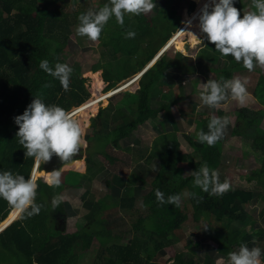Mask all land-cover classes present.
<instances>
[{"label":"trees","instance_id":"trees-1","mask_svg":"<svg viewBox=\"0 0 264 264\" xmlns=\"http://www.w3.org/2000/svg\"><path fill=\"white\" fill-rule=\"evenodd\" d=\"M179 1L155 0L153 9L155 14L151 18H146L143 13L127 14L123 26L118 24L114 17L107 22L98 39L101 44L98 51L102 53L105 66L109 67L108 71L102 70L101 73L105 92L114 88L116 83L141 71L168 41L180 25V17L175 11ZM184 1L188 13L194 10L195 3L197 6L199 4L198 0H194L195 3L192 0ZM66 2V0H0V171L18 173L24 175L26 179L30 176L35 160L24 155L23 146L16 137L18 126L14 123V117L21 115L35 96L42 97L46 104H56L66 110L80 106L89 98V92L84 85L85 78L80 77L77 66H72L73 72L67 90H64L57 79L39 68L41 60L44 59L49 61L50 66L56 62L65 63L64 51L67 47L71 19L78 22V16L87 10L81 7L80 0H78L79 10L76 11L72 6L63 9L62 6ZM70 2L75 3L76 0ZM106 2L108 0H100L94 8ZM252 9H254L253 4ZM188 16L185 15L183 25L191 19V27L188 30L198 31V25H195L191 16ZM128 30L134 31L135 37L125 38ZM179 35L182 36L183 33ZM191 41L194 42L191 45L197 43L194 37H191ZM208 47L215 50L214 44ZM182 57L179 52L172 57H168L166 51L162 53L138 78V89L133 99L127 106L122 104L127 111L125 114L122 113V106L119 103L115 105L108 100V104L89 119L91 132L84 135V140L90 144L87 147L88 155L84 158L87 165L93 164L92 155L103 157L108 165L114 164L112 151L118 148L120 140L135 132L140 125L159 112V108H153L150 104L151 91L170 69L182 66L176 64L184 60ZM88 73L95 79L96 90L93 97H96L99 95L97 92L101 80H97V72ZM103 103H106V100ZM80 108L82 107L72 110L71 112H74L72 114L78 115L81 112ZM111 109L114 115L110 121L115 124L105 130L104 120ZM247 113L243 111L237 115L233 134L235 136L245 134L251 137L252 149L260 153V168L245 177L249 182L255 181L257 186L251 189L230 186L228 191L220 195L204 192L198 186H194L191 172L204 162L211 169L217 170L221 160V140L209 146L199 142L196 137L198 131H208L207 125L210 120L198 121L197 132L185 135V140L191 149L190 153H181L178 142L172 136L157 137L152 146V157L158 160L159 168L152 177L151 190L144 195L134 215H130L132 221L128 233L131 237L125 243L107 244L105 234L100 233L101 230L96 227L90 230H85L83 227L72 235H63L59 231H55L53 235L49 232L47 226L53 223L58 229V221L64 216L62 203L56 209L50 206L51 198L60 194L63 184L50 186L47 181L38 178L43 176H38L36 203L43 207L39 214L30 217L25 215L23 219L16 218L0 231L2 249L16 251L19 254L18 264H75L74 258L70 256V260L67 255L65 260L62 258L66 249L73 248L79 242L82 243V250L88 249L92 245V240L96 238L104 249L97 252L93 264H161L151 261L150 252L162 251L169 243L170 233L178 229L188 217L197 222L204 216L206 221L210 219L215 225L226 220L225 225L228 230H231L233 222L246 223L244 220L250 217L245 211L247 206L261 199L264 202V136L257 138L258 121L252 118L256 114L246 116ZM121 114L125 118L117 121ZM242 121L243 124H240ZM80 158L81 152L72 157L76 161L68 164V168L75 170L72 172L74 177L80 175L79 171L84 169ZM181 162L187 164L184 176L179 166ZM41 168V164L38 165L32 176H35L37 169L42 173ZM220 180L224 181L221 177ZM157 188L166 197L184 192L195 195L182 199L179 206H162L155 197ZM44 207L51 208L54 212L50 216V223H47L48 209L45 210ZM120 207L124 214L127 213L125 199L121 201ZM141 207L142 214H140ZM13 211L7 201L0 199V226ZM263 211L264 207L262 208L264 215ZM12 219L13 217L9 221ZM54 236L57 238L51 242ZM172 264H194V260L191 257L187 258L186 254L178 253L173 257Z\"/></svg>","mask_w":264,"mask_h":264},{"label":"crops","instance_id":"crops-1","mask_svg":"<svg viewBox=\"0 0 264 264\" xmlns=\"http://www.w3.org/2000/svg\"><path fill=\"white\" fill-rule=\"evenodd\" d=\"M202 1L198 0L197 8L190 15L195 25H198L196 17L204 3ZM236 3L238 4L236 1L234 7H237ZM237 10L243 13L254 9ZM176 34L169 40L170 42L168 41V45L174 43L175 47L178 48L184 43L183 41L180 42V35L174 38ZM200 35L202 34L200 33ZM166 44L161 54L170 48ZM204 44L205 47L197 42L192 45L194 47H191L188 53H181L178 50L184 60L178 61L176 64H182V66L170 69L151 91L150 104L153 108H159V112L140 125L135 132L120 140L118 148L112 151L115 161L110 166L113 167V170L104 167L96 172L97 162L95 160H93V164L87 165L85 160L80 158L84 168L83 171H79L80 175L74 177L70 173L68 177L61 179L63 187L60 194L67 196V199L62 202L64 216L58 221V227L61 228L63 235H72L83 227L85 230H90L88 217L91 214L96 215L99 219L100 227H96V229L98 228L101 230L100 233L105 234L107 244H117L119 239L129 234L128 230L131 228L130 223L132 221L130 215H134V211L139 208L144 195L151 190L152 177L159 168L158 160L152 157V146L157 137L161 135L172 136L178 142L181 153H190L191 149L185 140V135L197 132L196 123L198 121L211 120L214 117H227L229 122L223 137L220 139L222 141L221 154L226 149L232 158H256L259 161L251 148V137H247L245 134L235 136L233 130L237 123V115L247 111L246 116L256 114L252 118L258 121L257 138L264 136V65H256L252 70H248L230 55L223 56L219 51L210 49L208 46L211 43L205 41ZM152 62L154 63V61L148 62L141 71L120 84L121 89L114 93H120L121 90L130 87L133 83L138 86V78L151 66ZM233 78H240L244 81L249 93L247 102L243 106L231 98L221 102V105L216 108H209L201 104L200 83H205L209 79L223 81ZM114 90L99 94L82 103L78 106L82 107L80 108L81 112L76 116L84 115V112L87 111L95 113L99 103L113 97L114 93L112 92ZM118 103L122 106V113L125 114L127 111L120 102ZM78 107L70 110L78 109ZM113 115L114 111L111 109L104 120L105 130L115 124V122L110 121ZM124 118L125 116L121 114L117 121ZM240 124H243V121ZM180 164L181 167L187 168L185 162ZM220 165L226 167L225 162ZM219 166L217 168L219 176L229 182L228 177L225 179L220 174L222 170L220 171ZM228 169L230 168L226 167V170ZM184 172L182 169L183 176L185 175ZM226 173L230 174L229 171ZM41 174L45 175L44 172ZM72 179H75L76 184H70ZM124 199L128 214H124L120 207L121 201ZM258 202L247 206L245 209L246 214L250 216L249 219L244 220L246 223L233 222L231 230L227 229L226 220L215 225L210 219L206 221L204 216L197 222L188 217L178 229L170 233V237L173 238L169 237V243L162 251L150 252L151 261L161 263L160 261L163 260L161 264H172L173 257L182 253L186 254L187 258L191 257L194 264H211V262L213 264H230L228 254L236 250L241 243H246L249 248L260 247L264 250V215L262 210L257 207ZM96 222L94 220V224ZM226 230H228V236H226ZM126 241H120V243ZM98 242L96 238L94 241L92 240L91 247L95 246L96 248L93 261L97 252L104 249ZM77 246L74 247V252L80 249ZM84 253V249L76 253L78 256L76 264H83L80 257Z\"/></svg>","mask_w":264,"mask_h":264},{"label":"clouds","instance_id":"clouds-1","mask_svg":"<svg viewBox=\"0 0 264 264\" xmlns=\"http://www.w3.org/2000/svg\"><path fill=\"white\" fill-rule=\"evenodd\" d=\"M235 2L236 0H205L196 17L202 35L199 34L198 38L196 33L188 30L192 23L189 19L183 25L184 29L180 26V30L174 32L176 34L178 31L174 38L181 32L191 34L204 47L205 41L214 44L215 50L223 56L230 55L248 70L256 65H264V0H252L254 10L243 13L233 6ZM154 7L155 0H108L102 6L89 8L78 16L76 33L90 41H96L111 18L114 17L123 26L125 15H140L150 12ZM195 9L188 13L186 8L185 15H191ZM133 37L134 31H126L125 38ZM168 41L166 46L170 42ZM164 45L151 61L160 56ZM39 68L57 79L64 90L68 89L73 72L68 63L56 62L50 66L49 61L44 59ZM200 88L201 104L209 108H216L229 98L243 106L249 96L245 82L240 78L223 81L209 79L200 83ZM116 91L117 89L112 93ZM72 113L74 112L59 105L46 104L40 96L33 97L23 113L14 117V123L18 126L16 137L23 146L24 155L34 158L37 165L48 161L53 155L61 161H71L84 143L81 122ZM228 122L227 117L212 118L207 125L208 131L200 130L196 133L197 140L209 146L214 145L223 137ZM62 168L45 173L48 185H60ZM191 174L194 186L204 192L220 195L230 189L229 182H221L219 172L211 169L206 162ZM37 188L34 176L26 179L18 173L0 171V199L7 201L22 219L25 215L30 217L39 214L43 207L36 203ZM194 195L184 192L166 197L159 188L155 190V197L162 206H179L182 199ZM65 199L66 194H56L51 198L50 206L56 209ZM228 257L230 264H264V250L260 247L249 248L246 243H241Z\"/></svg>","mask_w":264,"mask_h":264},{"label":"rangeland","instance_id":"rangeland-1","mask_svg":"<svg viewBox=\"0 0 264 264\" xmlns=\"http://www.w3.org/2000/svg\"><path fill=\"white\" fill-rule=\"evenodd\" d=\"M66 1H67L66 4H64L62 6L63 9H69V8L74 7V9L76 11L79 10L78 7L80 6V3L78 2V0H76L75 3H71L70 0H66ZM80 1H82L81 7L83 9H89V8H94L95 5H97L100 0H80ZM236 1L238 2V4L237 3L235 4V5H237V7H236L237 9H252V0H236ZM185 4H186V2L184 0H180L177 9H175L176 15H178L180 17V25H178V27L176 28L177 30L179 29L180 26L183 25V22H184V18H185L184 15H185V11H186V5ZM196 7H197V5L195 3V8ZM153 9L150 12L143 13L144 16L146 18L153 17L155 14ZM164 9H166V8H164ZM71 20H72V23L69 27L70 33L67 37V47L65 48V51H64L65 63H68L71 67L74 65L77 66L78 67L77 71L79 72L80 77L85 78V84L84 85L89 92V98L86 100V101H88V100L93 98L94 91L96 90L95 83H94L95 79H93L91 75H88L89 74L88 72H93V73L97 72L98 73L96 78H97V80L98 79L101 80V84H100V87L98 89L97 94H103L106 92L103 90L105 87V83L102 81L101 73H102V70L108 71L109 67L105 66L106 64H104V61L102 60V53H100L98 51V49L101 48V44H100L99 40L90 41L86 37L77 35L76 26H77L78 22H75V20L73 18ZM175 30H174V32H175ZM190 31L196 33L197 35L200 32V30L197 31V30H193V29H191ZM174 32L171 34V36H173ZM189 36H191V34H183L181 36L182 37L181 40L183 41L184 45H180V47H178V48L171 46L166 51V53L168 54V57L174 56L175 52H178V50L181 51V53H185V52L188 53L191 50V47H194L191 45V43L189 41V39H190ZM182 46L184 49L182 48ZM167 47H168V45H167ZM152 64H153V62L150 65H152ZM133 76H130L127 79H124V80L116 83L115 87L112 88L111 90L117 88V91H118L119 89H121V88H119L120 84L122 82L129 80ZM137 87L138 86L136 85V83H134L130 87L124 89L120 93H118L115 96L111 97L110 99H106V100H111V103H113L115 105L118 102H120L121 104L127 106L129 101H131L133 99L134 93L137 90ZM111 90H109V91H111ZM109 91H107V92H109ZM106 104H108V102H106V103L102 102L99 105H97V110L95 113H93L91 111L90 112L87 111V112H84V115L81 114L80 116H74L75 118H77L81 122L82 129H83V141H84V143H83L82 149L80 151H78L77 154H75L73 157L77 156L79 154V152H81V158L82 159H84L88 155V151H87L88 148L87 147H89L90 144H88L84 140V135L89 134L91 132V129L89 128V125H90L89 119L94 117L97 114L98 110L100 108H104L106 106ZM253 151L255 152L257 159H259L260 153L255 151V150H253ZM229 153H230L229 151L226 152V149H224L222 151L221 160H220L219 164L225 162L226 167H228L230 169L226 170L225 166L220 165L219 166L221 168L220 171L222 170V173H220V174L222 176H224L225 179H226V177L229 178V184L233 188L251 189V188L257 186L255 181H251V182L248 181L247 182L245 177H247L254 169H257L259 167L261 161L256 160V158H250V159H244V158L242 159L241 157H238V158L233 157L232 158L229 156ZM222 156H223V158H222ZM261 157H262V155H261ZM91 158H92V160H95L97 162L96 172L99 171V169H103L104 167H107L108 169L113 170V167L108 165L106 160L103 157L98 156V155H92ZM180 167H181V164H180ZM181 168L184 169V171L186 172V170H187L186 167H181ZM73 171H75V170L68 168V165H64L62 170H61L62 174H61L60 179H64L65 177H68L70 175V173H72ZM226 171H229L230 174H227ZM76 172H78V171H76ZM37 173H38V170H37ZM37 173H35V176H34L35 179L37 177L36 176ZM45 177H46V175H45ZM41 178L44 182L47 181V179H45L43 177H41ZM72 182H74L76 184L75 179H72ZM74 183H70V184L74 185ZM257 207L261 210L264 207V202L262 201V199L257 203ZM44 208H45V210L48 209V211H47V223H50V216L52 214H54V212L51 208H48V207H44ZM142 211H143V209L141 207L140 214H142ZM263 213H264V211H263ZM12 217H13V219L9 221V219ZM19 217H20V215H18L17 212L14 210L12 212V214L10 215V217L7 218L5 220V222L3 223V225H4L3 227L8 226L12 221H14L16 218L18 219ZM88 219L90 221L89 227L91 229L92 228L94 229L95 227H100L99 219L97 218L96 215L91 214L88 217ZM94 220L97 221L95 224H94ZM47 228H48L49 232H51L53 235L55 234V231H59L60 233L63 234V232L61 231V228L56 229V227L54 226L53 223H52V225H48ZM130 237H131L130 234H126V235H124V237L122 239H119V242L127 240ZM56 238H57V236H54L53 239L51 240V242H54L56 240ZM170 238L172 239L173 237H170ZM93 241H94V239H93ZM221 242H223V241H221ZM98 244H100V242H98ZM81 246H82V243L79 242L77 247L80 249L75 250L76 253H78L81 250ZM74 247L73 248L68 247L66 249L65 255H63L62 258L65 260L66 255L68 257L70 256V257L74 258L75 264H76L78 256L74 252ZM84 251H85V253L81 255L80 261L82 260L83 264H93V262H94L93 259H94V255L96 252L95 246L91 247V245H90L88 247V249H84ZM169 253H170V255H172L171 252H169ZM70 257L68 258L69 260H70ZM18 259H19V254L16 251H12V250L6 251L5 249H2V246L0 243V264H6V263L18 264V262H19ZM62 262H63V260H62ZM160 262L163 263V260ZM71 264H74V263H71Z\"/></svg>","mask_w":264,"mask_h":264},{"label":"water","instance_id":"water-1","mask_svg":"<svg viewBox=\"0 0 264 264\" xmlns=\"http://www.w3.org/2000/svg\"><path fill=\"white\" fill-rule=\"evenodd\" d=\"M74 161H75L74 159H72L71 161H61L58 157H56L55 155H53L48 161L41 163L42 168H41L40 171H43L44 173H47V172H50V171H52L54 169H57L58 170V169L62 168L64 165L71 164ZM37 166L38 165L35 162L34 163V166L32 168V171L30 173V176H32V174H33L34 170L37 168ZM39 178H41V177H39Z\"/></svg>","mask_w":264,"mask_h":264},{"label":"bare ground","instance_id":"bare-ground-1","mask_svg":"<svg viewBox=\"0 0 264 264\" xmlns=\"http://www.w3.org/2000/svg\"><path fill=\"white\" fill-rule=\"evenodd\" d=\"M202 2H205V0H203ZM189 16H190V15H189ZM189 16H188V17H189ZM183 34H185V33H183ZM189 37H190V39H189L190 43L193 44L194 42L191 41V37L193 38V36L191 35V36H189ZM171 38H172V37H171ZM171 38H170V39H171ZM181 38H182V37H181ZM189 41H188V42H189ZM180 42H182V40H180ZM183 45H184V44H183ZM168 46H169V47H171V46H174V47H175V44L172 43L171 45H168ZM175 48H176V47H175ZM133 84H134V83H133ZM121 91H123V90H121ZM121 91H120V92H121ZM118 93H119V92H118ZM115 94H117V93H114V95H115ZM112 95H113V94H112ZM36 173H37V171H36ZM37 174L39 175V171H38ZM37 174H36V176L38 177ZM39 176H43V177H45V175H44V174H41V173H40ZM37 177H36V179H37ZM38 178H39V177H38ZM36 179H35V180H36ZM45 179H47V178L45 177ZM3 226H4V225L2 224L1 227H0V231L3 230V229L5 228V227H3Z\"/></svg>","mask_w":264,"mask_h":264}]
</instances>
